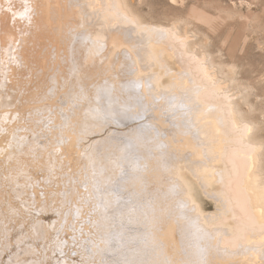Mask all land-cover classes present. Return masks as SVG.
Here are the masks:
<instances>
[{
	"label": "bare ground",
	"instance_id": "bare-ground-1",
	"mask_svg": "<svg viewBox=\"0 0 264 264\" xmlns=\"http://www.w3.org/2000/svg\"><path fill=\"white\" fill-rule=\"evenodd\" d=\"M134 11L126 0H0V109L13 108L0 113V173L18 161L16 182L38 175L0 197V264H264V152L240 105L246 87L233 65L224 72L177 23L148 24ZM34 49L42 53L30 64ZM86 76L97 79L85 98L77 95L88 119L70 135L74 120L46 115L41 100H74L65 98ZM18 95L38 105L29 120ZM114 98L118 104L98 106ZM138 109L144 120H131ZM99 121L104 129L84 131ZM32 129L62 138L30 142L23 165L18 154ZM69 173L79 183L62 177ZM114 179L120 193L102 196ZM192 180L219 210L204 207ZM52 224L64 228L54 242ZM20 249L31 258L19 260Z\"/></svg>",
	"mask_w": 264,
	"mask_h": 264
},
{
	"label": "rangeland",
	"instance_id": "rangeland-1",
	"mask_svg": "<svg viewBox=\"0 0 264 264\" xmlns=\"http://www.w3.org/2000/svg\"><path fill=\"white\" fill-rule=\"evenodd\" d=\"M126 1L130 5L132 10L133 11L135 10L134 13L135 14L137 13L136 16L140 20L148 24H156V25L160 24L161 26L169 27V25L171 26L177 23L176 25L179 26L180 32L187 31L186 33L188 34L190 44L193 45L194 47L205 49L210 54L212 59L215 60L216 63L223 64L224 72L227 71L226 69L228 68V66L231 65L234 66V70H235L234 78L235 80L237 79L235 81L237 82L236 84L240 85L242 92L245 89L247 91V92L245 91L247 101L245 103H241L240 105L242 109H244V112L249 114V116L251 115L250 117L254 119V121L257 124V128L259 127L258 130L255 131V134L257 135L255 134L254 135L256 136L255 138L259 140L261 139L260 141L263 144V148H262V153H263L264 152V0H178V1L126 0ZM41 53L42 52L40 50L34 49L32 57L28 59L27 62L30 64L37 62L39 55ZM176 61L177 58L176 60L172 61V65L175 68L178 67V63ZM22 71H23L22 69L17 70L14 74V77H18ZM28 78L29 77H27L26 79H22L20 84L25 85L27 87L30 84ZM75 81L77 85L76 88L77 92L75 96L74 97L67 96L65 98V99H74V100H70L68 102L62 103L61 101H59V98L57 96L53 94H48L41 101L47 102L44 111L46 115L53 117L57 115L59 117H64L68 120L73 119L74 124L76 125H73L74 130L70 131V135L74 134L75 136H77L79 130H77L76 127L78 126V123L80 122L82 124L84 120L88 119L86 115L89 108L86 106V103L83 100L85 96L82 94V90L83 89H86V91L91 90L94 87V85L97 83V79L95 76H88V77L86 76L83 79H75L74 82ZM131 83L132 81H130L128 85L129 88H131L132 90V87L135 84L134 83L131 84ZM136 85L135 88L133 87V89H137V88L142 89V85L139 84L137 85V87ZM144 85L145 87H147L145 89H148V87H150L146 82ZM244 87L246 88L244 89ZM57 90H58L57 86H54L52 88L53 92H57ZM103 90L104 89L98 88V91H103ZM111 90L109 88L110 94L113 92V91L111 92ZM110 94L109 96L106 95V98H109ZM77 95L83 96L84 98L78 99ZM116 99L117 98L110 99V102L108 100L100 101L101 103H99L98 106L103 107L102 109H105L106 107L105 103H108V106L113 104H118L119 99L117 100ZM32 101L33 100L31 99L30 102V100L26 99L23 95H18L17 104L21 105L23 109L26 111L27 113L25 117L26 120H29L31 114H34L35 110H37L38 107V105ZM77 101L79 102V104H76ZM132 108H134V106H132ZM119 109H122L124 112V109L126 108L125 106H123V108H119ZM139 109L138 112L141 117L140 116L136 117L137 118L136 119V118H132L131 116L129 117L131 120L132 119L144 120L143 115L140 114L142 112H140L141 110ZM11 111H13V108L0 109V113L1 112L9 113ZM104 111L106 112V110ZM11 116H12L11 114L8 115V117L6 118L7 122L11 120L12 118ZM126 116H128L126 115V113L123 114L124 120H127ZM89 117L95 121L100 120L97 114ZM91 119L88 125L92 122ZM100 124L101 123L99 121L91 124L88 128H83V129L85 132L96 134L98 133L97 128L104 129L103 127L104 125L99 126ZM137 127H139V125H137ZM28 134L30 135V138H27L29 139L27 147L24 150H19V154H18V159L23 165H26V162L30 159V158L29 159L26 158L27 155H25L24 158L21 157V155L27 152L30 142H33L35 145H40L46 140L49 141L48 139L50 138H51L50 140L56 138L57 139L62 138L61 133H55V132L50 137H47L44 133L41 137H39L37 130L35 129H32ZM27 139H19L18 142H23L24 140ZM24 145H26V143ZM75 152H79V150L75 148ZM263 154H262V158H263L262 162L264 164ZM95 159L96 158L94 157L92 161H94ZM85 161L86 163L91 162L89 158H85ZM18 164L19 162L16 161L15 166L14 165L6 166L4 167L3 171L0 173V197L4 193V189H7L11 186H15L16 189H18L22 180H27L26 181L27 183V182H32L34 180L33 177L37 178L38 175L35 171L34 173L29 174V177L23 174L21 180L19 182H16L15 179L21 175ZM68 175H63L62 177L64 179H67V181H70L72 184L79 183V178H76L75 175H72L71 173H69ZM111 182L113 183V186H110V188L107 187L108 184L106 186L104 185L105 190H103L102 196L110 193L111 194L115 193L116 195H117L116 192L120 193L118 189V184H116L115 179L114 181ZM114 185H116L117 187ZM192 185L195 190L196 196L199 198L202 197L204 200L208 202L204 206L205 208L210 210H219L218 204L216 202L212 203L210 200H207L208 198L204 196L205 194L201 192L198 185H196L195 181L193 180H192ZM24 188L26 189V187ZM111 188L118 189V191L114 189L111 190ZM82 189H84L83 186ZM106 189L108 190V192L106 191ZM214 189H220V186L215 185ZM40 190H41L40 193H43L45 190L50 192L53 189H44V191H42V189ZM110 191H114V192H110ZM61 192L60 194L63 193ZM74 196H76V194ZM69 200L70 201H68L67 204L72 202V198H70ZM49 205H51V201H49ZM73 212H74L73 214L76 215L79 211L78 212L73 211ZM64 221L65 220H63L62 223L63 225L61 224V227L62 226L64 227V223H65ZM53 225L54 224H52V226L50 227V232L52 231L54 233V237L55 236L56 237L55 238L53 236H52L53 238L50 237L51 239L50 238L49 239L51 240V242H54L57 239H59V234L61 233L64 234V232H59L62 229H64L60 227V224H59L60 230H58V228H55V226ZM13 226L14 224L12 223L11 227ZM70 229L71 228H69V230ZM54 231H56L57 234H55ZM21 235L22 234L20 232H15L10 236L14 240L19 241ZM71 236L69 235V237ZM51 242L49 241L47 242L48 246L54 245ZM70 244L71 246H69ZM70 244L67 245L69 246V248L75 247V246L72 247V245H74L73 243ZM5 245L6 247L10 246L11 243L8 241V244ZM67 246L66 248L62 246L63 250L62 247L60 250L62 252H66L68 249ZM31 248L33 251L36 250V248L33 246H31ZM20 251H21V256L19 260H27L31 258L30 252L28 250L20 249ZM37 253L38 251L35 254L37 255ZM9 256L18 259L12 253H10ZM5 259H11V258L6 257Z\"/></svg>",
	"mask_w": 264,
	"mask_h": 264
}]
</instances>
